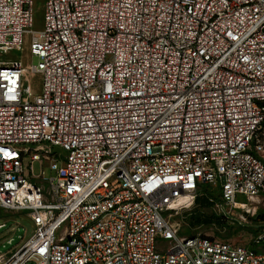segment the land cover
I'll list each match as a JSON object with an SVG mask.
<instances>
[{
  "label": "built area",
  "instance_id": "1",
  "mask_svg": "<svg viewBox=\"0 0 264 264\" xmlns=\"http://www.w3.org/2000/svg\"><path fill=\"white\" fill-rule=\"evenodd\" d=\"M33 17L0 0V53L39 58H0V208L33 227L0 264H264V221L247 246L169 213L205 188L264 206V0H46ZM39 160L56 175L34 180Z\"/></svg>",
  "mask_w": 264,
  "mask_h": 264
},
{
  "label": "rangeland",
  "instance_id": "2",
  "mask_svg": "<svg viewBox=\"0 0 264 264\" xmlns=\"http://www.w3.org/2000/svg\"><path fill=\"white\" fill-rule=\"evenodd\" d=\"M46 0H34L33 24L35 28H40L43 23V15ZM25 44L23 50H10L0 53L1 59L14 60L19 59L26 64L36 65L39 61L37 56L28 55V48ZM34 91V95L40 93L42 87V75L39 72L31 74L29 82ZM30 159L27 158L26 162ZM44 171V174L42 173ZM33 174L43 175L42 178L34 180L43 181L56 175L48 161H34ZM217 195V194H216ZM212 205L200 203L197 196H187L181 199L169 213L171 220L177 223L183 234H203L230 241L234 244L252 246V239L258 232L260 224L264 221L256 218L259 213H264V206H259L256 213L242 214L238 208L219 202L217 198L213 199ZM207 220H212L208 222ZM5 222V226L0 228V253L9 252L20 241L21 237L27 238L32 232V223L24 215L0 208V223ZM17 229L8 233L7 230L17 223ZM9 238H13L11 243ZM33 264V263H28Z\"/></svg>",
  "mask_w": 264,
  "mask_h": 264
},
{
  "label": "trees",
  "instance_id": "3",
  "mask_svg": "<svg viewBox=\"0 0 264 264\" xmlns=\"http://www.w3.org/2000/svg\"><path fill=\"white\" fill-rule=\"evenodd\" d=\"M215 198L218 199V196L216 195V193L211 192L207 188H205V192L203 194H199L197 196V200L200 203H204L206 205H212L214 203V200L213 199H215ZM256 218H259L261 220H264V213H259ZM207 221L210 222L212 220H207Z\"/></svg>",
  "mask_w": 264,
  "mask_h": 264
},
{
  "label": "crops",
  "instance_id": "4",
  "mask_svg": "<svg viewBox=\"0 0 264 264\" xmlns=\"http://www.w3.org/2000/svg\"><path fill=\"white\" fill-rule=\"evenodd\" d=\"M17 225H18V224L11 226V227L6 231L7 233L4 234V237L7 236V235H9L8 233H12V232H14V231L17 229V227H18ZM3 227H4V226H3ZM3 227H2V228H3ZM12 241H13V238H9V239H8V242H9V243H11Z\"/></svg>",
  "mask_w": 264,
  "mask_h": 264
}]
</instances>
